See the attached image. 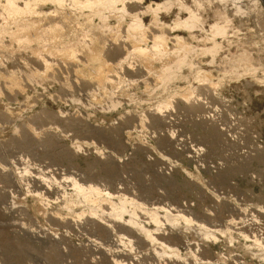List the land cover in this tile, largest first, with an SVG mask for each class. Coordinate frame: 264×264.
I'll return each mask as SVG.
<instances>
[{"label":"rangeland","instance_id":"rangeland-1","mask_svg":"<svg viewBox=\"0 0 264 264\" xmlns=\"http://www.w3.org/2000/svg\"><path fill=\"white\" fill-rule=\"evenodd\" d=\"M157 1L163 0H142L139 5L143 6ZM183 1L187 5H194V0ZM199 1L200 6L197 11L204 29L193 28L190 31L175 28L167 35L178 34L183 41L198 49L210 47L211 43L206 37L210 36L207 31L209 24L221 20V14L227 15L231 20L228 34L226 37H216V40L220 42V51L214 61L211 55L196 51L198 54L193 52L190 54L193 57L188 56L192 62L191 68L188 65L180 66L176 62L177 54L172 45L173 40L169 39L165 41L168 53L164 57L157 55L153 56L154 60L151 58L145 61L147 59H140L143 58L141 56L137 58V55L136 57L130 55L128 59L130 65L127 63L125 67L119 68L120 71L118 69L120 84H109L110 86L105 83L106 86H103L102 75L96 78V83H93L95 78L89 73L86 74L84 69L87 67L88 70L89 64L90 66L91 63L93 64V62H86L89 58L87 55L92 56L91 60L96 56H101L99 48L102 47L100 53L104 56H101V59L109 64V61L112 63L119 57L118 53L120 55L117 43L123 48H129L130 45L125 43L131 44V42L125 41V32H123L129 16L123 17L122 20L117 13L114 17L111 15L114 13H110L111 17L109 16L105 21L114 29L110 28L111 30L103 32L99 17L90 15L91 17L88 18V11L77 13L82 15L77 16L76 14L77 18L75 17V21L78 20L76 22L78 30L82 25L79 21L82 20L84 23L86 18L92 20L91 26L96 23L95 28L100 26L101 29L96 28L97 31L94 30V32L92 27L89 28L90 32L93 31L92 35L98 34L94 35V38L98 37L96 40L90 33V39L87 35L89 39L83 41L84 44L86 42L88 46L93 45L89 48L90 50L88 49L89 52L86 49L87 45L83 44L85 47H81L83 50L81 52L79 47L76 55L73 56L79 53L77 58H80L72 56V59L68 53L69 55H66L68 59H66L65 55L62 56L61 53L56 52L58 58L61 55L62 59L68 61L64 60L65 63L61 65V61L60 63L56 61L57 55L53 56L54 54L51 53L53 51L44 50L46 47H42L43 45L37 39H30L31 43L24 41L25 45L23 44V48H20L23 41L17 40V43L10 34L12 31H17L16 27L8 23L9 19H6L0 9V26L7 22L10 27L6 33L2 34L3 37L1 35L3 39L0 37L2 43L5 44L2 45L0 42V76L3 75L0 79L5 76L2 80L5 79L10 84L8 86L7 83L5 84L7 81L0 80L2 81L0 83V113H3V117L0 116L2 118H0V264H264V212H262L264 211V0H237L238 11L232 0ZM1 3H4V0H0V5ZM136 7L138 5L135 6L134 3L131 5V8ZM41 8L51 11L54 5L48 3ZM69 11L67 8L63 10L66 15ZM28 15L26 13L25 17L31 16V14ZM74 15L71 12L69 18L73 19ZM176 16L185 17L187 13L184 10L179 11L175 6L160 13V19L168 24H172ZM58 17L56 15L53 18L58 19ZM84 17L86 18L83 21ZM46 19L48 22L49 18ZM46 19L43 24L47 23ZM143 20L149 24L151 16L146 14ZM76 23L73 26L70 21L69 25L76 29ZM39 24L34 28L37 30L34 32L36 35L39 32L42 33L41 29L44 28L43 24V27ZM151 25L155 26V24ZM159 25L161 24H157L155 28L158 26L161 30L162 26ZM39 27L42 28L39 29ZM152 27L150 29H154ZM162 30H165L164 27ZM62 31L66 32V30ZM55 32L56 38L53 32L47 36L49 38L54 36V41L64 39V37L61 38L63 35L59 37L58 30ZM63 32L60 34H64ZM102 32L103 35L100 36ZM8 34L13 39L10 35L8 37ZM7 37L11 41H8ZM103 37H106V40H103ZM34 40L37 45L38 43L39 46L41 45L45 53L35 42H32ZM89 40H92L91 44L88 43ZM96 41L100 45L102 43V46H99ZM110 41L111 45H109ZM147 41L151 44L150 38ZM111 47L118 52L117 54L114 52L115 55L112 54V58L107 54L112 50ZM33 48L41 51L34 56ZM85 49L89 53L85 52L87 59L84 55ZM46 51L51 55H47ZM41 52L44 56L37 58ZM46 55L47 60L52 56L55 57L50 59V63L53 62L51 64L55 63L50 70H47V67L51 64L44 66L42 63ZM72 60L75 61L74 64L77 62V69L80 67L78 73L83 77L76 72L77 65L73 66L72 63H70L72 67L69 65ZM91 60L88 59V61ZM235 60L238 61L233 62ZM40 62L43 69L40 67ZM83 62L88 65L81 67ZM243 63L254 64L258 67L254 73L255 76L249 73L235 76L230 70L227 71L230 65H242ZM195 67L204 70L207 81H202V73L197 75L198 70ZM44 70H47L46 73ZM80 70L85 73L82 74L83 71L80 72ZM48 71H51L53 76L48 74ZM110 71L112 70L107 72L109 77L116 81L118 74L115 75L113 70L114 73H111L116 77L113 78ZM238 71L242 72L240 69ZM11 72L13 74H10ZM39 72L44 74L40 76ZM75 72L84 81L86 78L84 75H88V78L91 75V82L89 80L88 82L93 83L94 87L92 85L84 87L89 84L86 81L85 83L83 81L85 85L82 84V86V80L75 75ZM12 76L15 78L13 79ZM6 77H11L12 83H9L10 79ZM98 83L102 85H97ZM171 93L173 96H170ZM182 93L190 97L188 102L181 99ZM184 97L183 95V99ZM187 103H189V108L186 107ZM154 109L159 118L152 123L149 111ZM41 110L45 112L39 114ZM157 110L160 112L158 113ZM34 113L39 114V117L47 116L48 118L44 117L46 122L42 120L44 119L42 116L38 119V115ZM53 114H56V117ZM32 115L37 121L42 120L43 122L36 123ZM138 115L143 119L142 124ZM31 117L34 119L32 120ZM71 118H74L72 123L76 119V125L73 123V127H67L66 122ZM201 118L207 120V123L210 119V122L214 120L212 123L214 129L224 134L219 132L215 134L216 131L213 130L212 124L208 123V126ZM77 122L80 125H77ZM24 124L28 127L30 124L33 128L34 134L31 138L23 135L29 130H31L29 134L32 133V129L26 128ZM45 128L50 132L52 129L53 140H47L48 134L43 132ZM21 129L26 130L25 133ZM214 134L219 139L215 138ZM210 136L218 142L208 139ZM105 162L109 164V167L106 165L107 169L110 168L112 162L116 163H112L117 168L113 166L115 167L114 173L112 172L109 176L111 181L104 177ZM12 173L16 175V179L18 175L20 176L21 183L18 188L17 186L15 188L14 183L11 182L14 180L13 177L11 178ZM92 173H98L101 177L99 179H97L98 175L92 177L90 176ZM37 175L45 177H42L45 185L35 182L34 176ZM102 177L105 180L102 181L104 179ZM8 179L11 180L8 181ZM71 179L85 184L94 182V185H98L103 190L113 194L115 192L112 200L116 203L117 196L120 194L140 202L145 207L143 209L142 206L141 210H138L140 223L156 231L155 236L159 237V240L162 239L161 241L165 244L170 247L174 245L173 248L178 249L181 259L170 254L172 251L164 246L163 248L158 241L151 243L145 237L142 238L143 234L137 231V228L129 226V230L119 231L115 224L114 226L111 224L117 220L113 219L114 222H110L112 219L108 217L106 219L109 221L102 219L101 223L103 224L104 220V225L110 223L111 228L112 226L114 228L112 231L109 225L110 230L105 236L101 229L93 230L88 220L95 218L90 216L89 212H85L87 207L81 200L78 201L83 204L79 202L80 205L78 201H75L78 204L74 202L71 209L66 208L67 212L70 211L67 213L65 207H62L64 194L62 198L61 194L66 193L65 199L75 196L74 193L72 195L74 188H72ZM96 180H98L97 183ZM145 186H148L150 190ZM37 189L38 193H41L38 195L40 199L36 196ZM31 191L36 192L32 194ZM41 199L47 201L48 204ZM51 201L53 203H50ZM155 206L156 208L161 206V208L182 210L181 213L185 212L192 221L184 223V220L178 219L177 223L175 221V224H170L165 214L162 215L165 211L158 209L157 213L163 222L160 224L161 227L158 226L160 228L156 229L157 226L155 227L153 221L145 216V211L152 210ZM259 210H262V213ZM47 212H50V215ZM53 212L59 213L60 216L58 214L57 218L55 214L56 219H52ZM79 214L80 216H77ZM62 215L68 221L72 218L74 221H70V224L66 221L60 222L63 219ZM48 216L51 217L48 218ZM128 217L129 214L125 213L123 220H128ZM57 219L60 221L56 222ZM116 223L123 224L124 221ZM197 223L202 224L206 229L202 230L204 228ZM97 229L102 233L100 234ZM51 241L56 243L55 247ZM159 246L165 251L164 254ZM53 247L56 248V253L59 251L60 258L58 254L55 258L50 256L51 250H54Z\"/></svg>","mask_w":264,"mask_h":264},{"label":"bare ground","instance_id":"bare-ground-1","mask_svg":"<svg viewBox=\"0 0 264 264\" xmlns=\"http://www.w3.org/2000/svg\"><path fill=\"white\" fill-rule=\"evenodd\" d=\"M220 1H223V0H220ZM233 2H234V4L236 5V7H237V11L239 10V6H237V4H236V2H237V0H232ZM199 0H194V5H187L186 4V2H184L183 0H163V1H157V2H154V3H147V4H144L143 6H140L139 5V3H142V0H4V3H1V5H0V9H1V11H2V13H4L5 14V16H6V19L8 18L9 19V22L8 23H11L14 27H16V30L17 31H12V33H10L11 35H12V37L13 38H15L16 39V41L17 40H19L20 42L21 41H23V42H21L22 43V47H20V48H23V44L25 45V42L26 41H28V42H30V39L31 40H33V39H37V41L39 42V43H41V45H43L42 47H46L44 50H47V51H49V52H51V51H53V52H51V53H53L52 55L53 56H55V55H57L58 53H61V55L63 56V55H65L64 57H66V55L68 54L69 55V57L70 58H72V56L73 55H76V51L79 49V47H80V52H81V50H82V48H84L87 44H86V42H85V44H84V42L83 41H87V39H89L88 38V36L90 35V33L91 32H93L94 30L95 31H97V29H101V28H99L100 26H99V24L97 25V26H99V27H96L95 28V26H96V23H95V25L94 26H91V21H90V19H88L89 17H91V16H97V17H99L101 20V23H102V27H103V32L105 31V30H109L110 28H112L111 27V25L110 26H108V24L106 23V18H109V16H110V13H114V14H111V15H113L112 17H114V15H116L115 13H117L119 16V18H122V20H123V17H125V16H129V20H128V22H127V24H126V27H124V31L123 32H125L124 33V35H125V37L127 38H124L125 39V41L126 42H131V44L129 43V44H127V43H125L126 45H130V46H128L129 48H125V50H124V48L122 47V46H120V44L119 43H117L118 44V47H119V49H117V50H119V52H120V55H119V53L116 51V50H113L112 49V47L110 48V49H112V50H108L109 51V53L107 52V54H109L110 56L113 54V55H115V53L117 54L118 53V58L116 59V60H112L111 62L112 63H110V61H109V64H108V62H103V59H101L102 57L101 56H104V55H102V53H100L101 51V48H99L100 50H99V54H101V56L99 55V56H94L95 58H93V60H91L92 59V56L90 57L89 55H87V53L89 52L88 51V49L91 47V45H93V44H91V42H92V40H94V39H96V38H94L96 35H98V34H94V35H92V33H91V36H93V38L94 39H92V40H89V42L88 43H90L91 45L90 46H88L87 45V47L88 48H86L87 49V51H86V49H85V51H84V55L86 54L88 57H86V55H85V57H86V59L88 58V59H90L91 61H88V59L86 60V62L88 63H90V62H93V64L91 63V66H90V64H89V66H88V68L91 70V73L89 72V69L87 70V63L85 62H83L81 65V67H83L85 64V72H87L86 74H91L90 76L91 77H94L95 79V82H93V83H96V78L98 79V77L100 76V77H102V80L104 81V82H102V80H101V83L103 84V86L105 85V84H107V85H109V84H120V80H121V78H120V76H119V74H118V69L120 68L121 69V67L123 68V67H125L124 65H126L128 62L130 63V60L128 61V59H129V57H130V55H135V57H136V55H137V58H139L140 56L141 57H143V58H140V59H147V60H145V61H148V59H151L152 58V60H154L153 58H155V57H153V56H157V55H160V57H164V56H166V54L168 53L167 52V49L165 48V41L166 40H173V46H174V50H175V52H176V54H177V61L176 62H178V64L180 65V66H184V65H188V66H190L191 64H192V62H190V60L188 59V56L190 55V54H192L193 52H200V51H202L201 53L202 54H204V53H206V54H209V55H211V58H212V61H214L215 60V58H216V56H217V54H218V52L220 51V42L219 41H217L216 40V37L217 36H221V38L222 37H226L227 36V34H228V30H229V24H230V22H231V20H230V18L227 16V15H225V14H221L220 15V18H221V20H216V21H214L213 23H211V24H209V28H208V30L207 31H209V38H208V36H206L207 37V39L210 41V43H211V45H210V47H202V48H196V47H194V46H192V44H190V43H188V42H185V41H183L182 40V37L181 36H179L178 34H176V35H171V36H169V35H167V34H169L168 32H170V31H174V29L175 28H182V29H188V30H190V31H192L193 30V28H200L201 30L202 29H204L202 26V20L200 19V16H199V14H198V11H197V9H199V6H200V4H199ZM53 4L54 5V8H53V10H51V11H45V10H42V8H41V6H43V5H46V4ZM135 4V6L136 5H138V7H136V8H131V5L132 4ZM137 3V4H136ZM176 7L179 11H181V10H184L186 13H187V16H185V17H180V16H176L177 18H175L174 20H172V24H168V23H165V22H163L161 19H160V13L161 12H164V11H168L169 9H171L172 7ZM2 7V8H1ZM69 9L70 11H69V13H70V15H71V12H73V15H74V18L72 19V18H69L70 17V15H69V13H68V15H66V12H63V10L64 9ZM50 9V8H49ZM84 11H88V14H87V17L88 18H86V17H84L83 18V21H84V19H85V21H84V23H82V20H80L79 22H81L80 23V25L81 26H79V30L80 29H82V30H78V27H77V21H75L76 20V14L78 13L79 14V12H84ZM26 13H28L29 15L31 14V16H29V17H25V14ZM61 13V14H60ZM86 13V12H85ZM85 13H84V16H85ZM58 14H60V16L58 15ZM77 14V16H80V15H78ZM107 14H108V17H107ZM146 14H149L150 16H151V22L149 23V24H146L145 22H144V20H143V17H144V15H146ZM56 15H57V17H58V19H56V18H53V17H56ZM89 15V16H88ZM91 15V16H90ZM82 16V15H81ZM3 17H4V15H3ZM34 17V18H33ZM50 17H52L53 19V21L51 20V18ZM76 17V18H75ZM111 17V16H110ZM116 17V16H115ZM28 18V19H27ZM46 18H49L48 19V22H47V19ZM82 18V17H81ZM98 18V19H99ZM5 19V18H4ZM43 19V20H42ZM44 19H46V22L47 23H44L43 24V22H45L44 21ZM92 19V18H91ZM115 19V18H114ZM118 19V18H117ZM42 20V21H41ZM50 20V21H49ZM54 20H56V21H54ZM60 20H62V21H60ZM68 20L69 22H66V21ZM121 20V21H122ZM38 21H41V22H38ZM70 21H71V23H73V26H75V23H76V29H77V31H76V29L74 28V27H72V25H69V23H70ZM116 21V20H115ZM118 21H120V20H118ZM3 22V21H2ZM37 24H39V23H41V25L40 26H42V24L44 25V28L43 29H41L40 27H39V29H41L42 30V33L41 32H39L37 35L34 33L35 31H37L36 29L34 30V28L36 27L35 25H37ZM78 22V23H79ZM7 22H5L3 25H1L0 26V37H1V35L3 34V33H6L7 31H8V29H10V27H9V24H8ZM67 23H68V25H67ZM100 23V24H101ZM1 24V23H0ZM151 24H155V26L157 25V24H161V25H159L160 27H161V30H159L160 28L157 26L156 28H157V30H156V28H155V26L154 27H152L153 25H151ZM79 25V24H78ZM118 25H119V23H118ZM151 25V26H150ZM38 26V25H37ZM91 27L93 28L92 30H91V32H90V29H91ZM154 28V29H150V28ZM163 27H164V29L165 30H162L163 29ZM90 28V29H89ZM117 28V27H116ZM120 28V27H119ZM159 28V29H158ZM15 29V28H14ZM13 29V30H14ZM112 29H114V28H112ZM167 29V30H166ZM12 30V29H11ZM21 30V31H20ZM41 30H38V31H41ZM55 30H58L59 31V37H61L62 35V39H63V37H64V39L63 40H60L59 39V41H54L53 39H55L57 36H56V32H55ZM62 30H66V32H63ZM111 30V29H110ZM116 30V29H115ZM22 31H24L23 33H22ZM94 31V32H95ZM10 32V31H9ZM32 32V33H31ZM54 33L53 35L55 36V38H53V37H51V38H49L48 36H47V34H49V35H51L50 33ZM60 32L62 33H64V34H60ZM103 32H102V34L100 35V36H102L103 35ZM108 32V31H107ZM110 32V31H109ZM118 32V31H117ZM34 33V34H33ZM37 33V32H36ZM74 33V34H73ZM99 33V32H98ZM10 34H8V37H9V35ZM57 34V35H58ZM110 34V33H109ZM7 35V34H6ZM11 35H10V37H11ZM61 35V36H60ZM83 37H82V36ZM88 35V36H87ZM81 36V37H80ZM84 36H86V38H84ZM109 36V35H108ZM129 36V37H128ZM2 37H3V35H2ZM1 37V38H2ZM7 37V38H8ZM11 37V39H13ZM90 37V36H89ZM124 37V36H123ZM191 37H193L192 35H191ZM205 37V38H206ZM106 38V37H105ZM104 37H103V40L105 39ZM149 38L151 39V44H149V42L147 41V40H149ZM218 38V37H217ZM3 39V38H2ZM11 39L9 40V38H8V41H11ZM51 39V40H50ZM90 39H91V37H90ZM102 39V38H101ZM116 39V38H115ZM115 39H113V40H115ZM1 40V39H0ZM32 41V42H35V44H36V41ZM57 40H58V38H57ZM82 42H81V41ZM97 40V39H96ZM103 40H100L99 39V41H103ZM106 40V39H105ZM128 40V41H127ZM16 41H15V43H16ZM25 41V42H24ZM109 41V40H108ZM121 41V40H120ZM133 41V42H132ZM1 43L3 42L2 40L0 41ZM5 42H6V40H5ZM4 42V43H5ZM94 42V41H93ZM97 42V41H96ZM113 42V41H112ZM10 43V42H9ZM8 43V45H10L11 46V44H9ZM17 43H18V41H17ZM31 43V42H30ZM39 43H38V45L37 46H39ZM101 43V42H100ZM116 43V42H115ZM26 44H28V43H26ZM85 46H84V45ZM97 44H98V42H97ZM105 44V43H104ZM114 44V43H113ZM112 44V45H113ZM123 44V43H122ZM125 44H124V46H125ZM2 45H5V44H3L2 43ZM8 45H6V46H8ZM19 45H21V44H19ZM29 45V44H28ZM27 45V46H28ZM35 45V46H36ZM40 45V46H41ZM82 45V46H81ZM94 45H96V44H94ZM99 46H102V43H101V45L100 44H98ZM107 45V44H106ZM109 45H111V41H110V43H109ZM27 46H26V48H27ZM34 46V47H35ZM37 46H36V48H37ZM39 46V47H40ZM77 46V47H76ZM108 46V45H107ZM116 46V45H115ZM1 47V46H0ZM25 47V46H24ZM42 47H40L39 49H43ZM82 47V48H81ZM117 47V46H116ZM117 47V48H118ZM3 48H5V47H3ZM31 48V47H30ZM29 48V49H30ZM13 49V48H12ZM32 49V48H31ZM30 49V50H31ZM34 50H35V48H33ZM39 49L37 50H35V51H33L32 50V52H34L35 53V55L34 56H36V53L37 52H40L39 51ZM95 49H96V47L94 48V51H95ZM103 49H106V48H103ZM103 49H102V51H103ZM108 49H109V47H108ZM115 49V48H114ZM90 50V49H89ZM91 50H92V48H91ZM23 51V50H22ZM47 51H46V54H47ZM83 51V50H82ZM42 52H44L45 53V51H43L42 50ZM41 52V54L39 53V56L37 55V58L38 57H40L41 55H43L44 56V53H42ZM48 52V53H49ZM55 52V53H54ZM56 52H57V54H56ZM63 52H64V54H63ZM65 52H67L66 54H65ZM85 52H87V53H85ZM91 52V51H90ZM97 52V51H96ZM115 52V53H114ZM173 52V51H172ZM196 52V53H197ZM198 52V53H199ZM33 53V54H34ZM51 53H49L50 55H51ZM83 53V52H82ZM195 53V54H196ZM197 53V54H198ZM49 54H47V55H49ZM89 54V53H88ZM93 54H94V52H93ZM96 54V53H95ZM194 54V55H195ZM47 55L45 56V60H43L42 61V59L40 60V61H42V63H43V65L44 66H48L47 64H51V63H53V62H51L50 63V59H54L55 57H53L52 56V58L50 57V59L49 60H47L46 59V57H47ZM60 55V58H61V60H59L60 58H58L59 56L57 55V59L59 60H57L56 59V61L57 62H59L60 63V61H61V65H63L64 63H65V61L64 60H66V59H68L67 57H66V59H62V56ZM78 55H80L79 53H77V56ZM109 55H108V57H109ZM112 55V56H113ZM77 56H73V58H77ZM106 56V55H105ZM112 56L110 57V58H112ZM117 56V55H116ZM139 56V57H138ZM191 57H193L192 55H190ZM63 57V58H64ZM82 57V56H81ZM84 57V56H83ZM84 57V58H85ZM226 57V56H225ZM225 57H223V58H225ZM34 58H36V57H34ZM72 58V59H73ZM78 58H80V57H78ZM77 58V59H78ZM104 58V57H103ZM106 58V57H105ZM114 58V57H113ZM132 58V57H131ZM227 58V57H226ZM77 59H75V60H77ZM108 59V58H107ZM62 60L64 61V62H62ZM69 60H71V59H69ZM85 60V59H84ZM152 60H149L150 62H152ZM228 60H229V58H228ZM38 61H39V59H38ZM52 61V60H51ZM54 61V60H53ZM67 61V60H66ZM73 61V60H72ZM69 62V65L71 66V64L70 63H72V65L74 66V65H77L76 66V69L78 68V64H77V62L74 64V62L75 61H73V62ZM78 61V60H77ZM82 61H83V59H82ZM104 61H106V59L104 60ZM236 61H238V60H235V61H233V62H236ZM49 62V63H48ZM55 62V61H54ZM68 62V61H67ZM66 62V63H67ZM78 62H80V61H78ZM81 63V62H80ZM105 63H106V65H105ZM127 64V65H130V64ZM142 63H143V60H142ZM148 63V62H147ZM146 63V64H147ZM144 64V63H143ZM52 65L53 66H55V63L54 64H51L49 67H47V70H50L51 68H52ZM57 65H58V63H57ZM66 65V64H65ZM108 65V66H107ZM112 66V69H110V67ZM147 66V65H146ZM192 66H194V65H192ZM231 67L230 68H228V70L227 69H224V70H227L228 72H229V70H230V72L231 73H233V74H235V76H238V75H241V74H243V75H245L246 73L248 74H253L254 76H255V72L257 71V69H258V67H256L254 64H249V63H243L242 65L241 64H232V65H230ZM40 67H42V69H43V66H41V62H40ZM72 67V66H71ZM107 67V68H106ZM126 67H129V66H126ZM49 68V69H48ZM54 68V67H53ZM75 67H73V70H75L74 69ZM190 68H191V66H190ZM198 71H196L197 72V75H199L200 73H202V81H207L208 80V78L206 77V75L204 74V70H201V69H198L197 67H195ZM260 68V67H259ZM46 69V68H45ZM79 69H80V67H79ZM79 69H77V73H78V70ZM120 69H119V71H120ZM166 69H168V68H166ZM195 69V70H196ZM238 69H240L242 72H239L238 71ZM261 69V68H260ZM47 70H44V72L45 71H47ZM72 70V71H73ZM87 70V71H86ZM108 70H114V72H115V75L116 74H118V75H116L117 76V78L116 77H114L115 75L114 74H112V73H114V72H112V71H110V74H112V76H113V78H116L117 80L116 81H114L115 79H112L111 77H109L110 75L107 73L108 72ZM35 71H37V70H35ZM41 71V70H40ZM83 71V70H82ZM81 70H80V72H82ZM145 71H146V69H145ZM75 72V75H77V73ZM84 71L82 72V74L83 73H85ZM96 72V73H95ZM105 72V74H102V73H104ZM112 72V73H111ZM40 73V72H39ZM38 73V74H39ZM42 73L43 72H41L39 75L41 76L42 75ZM46 73V72H45ZM51 74L52 75V73H51V71L49 72L48 71V74ZM93 73H95L94 75H93ZM224 74H225V72H223ZM227 73V72H226ZM230 73V74H231ZM240 73V74H239ZM10 74H13L12 72L10 73ZM38 74H37V76H38ZM44 74V73H43ZM107 74V75H106ZM78 75H80V73H78ZM77 75V76H78ZM102 75V76H101ZM252 75V76H253ZM1 76H3V75H1ZM0 76V77H1ZM10 76V75H9ZM39 76V77H40ZM47 76V75H46ZM53 76V75H52ZM51 76V77H52ZM81 76V75H80ZM78 76L81 80H82V78L81 77H83V76ZM86 78H85V81H86V83L88 82V80L90 81V76H89V78L87 77L88 75H84ZM77 77V78H78ZM2 78H5V76L4 77H2ZM2 78L0 79V80H2ZM7 78V77H6ZM12 78L14 79L15 77H13L12 76ZM12 78L10 77H8L7 79L9 80L10 79V81H9V83L12 81ZM73 78H75V77H73ZM254 78H256V77H254ZM27 79H28V77H27ZM37 79V78H36ZM84 79V78H83ZM93 79V78H92ZM101 78H99V80H100ZM4 80L5 79H3L2 81L4 82ZM39 80H41V77H40V79ZM39 80H37V81H39ZM80 80V81H81ZM93 80V81H94ZM257 80H259L258 78H257ZM262 80V79H261ZM2 81H0V83L2 82ZM5 81H7V80H5ZM15 81V80H14ZM17 81V80H16ZM83 81L84 80H82V83H81V85L82 84H84L85 83V81H84V83H83ZM91 82V81H90ZM113 82H116V83H113ZM119 82V83H118ZM209 82H211V80H209ZM7 83V85L9 86L10 84H8V81L7 82H5V84ZM12 83V82H11ZM89 83V82H88ZM92 83V84H93ZM99 83H100V81H99ZM97 84V85H102V84ZM105 83V84H104ZM3 84V83H2ZM77 84V83H76ZM91 83H89L88 85H85L84 87H87V86H91L92 85ZM94 85V84H93ZM92 85V86H93ZM96 85V86H97ZM214 85H216V84H214ZM19 86V85H18ZM83 86V85H82ZM106 86V85H105ZM110 86V85H109ZM113 86V85H112ZM14 87V86H13ZM13 87H12V89H13ZM94 87V86H93ZM102 87V86H101ZM161 88H163V87H161ZM12 89H9L10 91L12 90ZM21 89V88H20ZM18 90H19V88H18ZM8 91V90H7ZM174 92H176V91H174ZM173 92V94H175ZM172 94V93H171ZM173 94L172 95H170V96H173ZM183 94V93H182ZM183 95L185 96L184 97V99H183ZM182 95V98H181V95H180V98L182 99V100H184V101H186V102H188L189 101V99H190V97L188 98L187 96H186V94L184 93ZM8 96V95H7ZM179 98V97H178ZM183 101V102H184ZM168 103H169V101H167ZM185 104V103H184ZM183 104V105H184ZM189 103H187L186 104V107L187 108H189V105H188ZM203 104V103H202ZM159 107H161L160 105H159ZM204 106L202 105V110L204 109L203 108ZM156 110L154 109V110H152V111H149V112H151V121H152V123H154V122H156V120H158V116H156V112H155ZM159 110H157V112H158ZM41 113H39V114H43V112H45V110H41L40 111ZM148 112V113H149ZM160 112V111H159ZM158 112V113H159ZM157 113V114H158ZM3 114V113H2ZM1 113H0V116L2 115ZM10 114V113H9ZM36 113H34V115H35ZM39 114H36V116H37V118L39 119L41 116L44 118H48L47 116H43V115H41L40 117H39ZM45 114V113H44ZM60 114V113H59ZM59 114H57L58 116H59ZM11 115V114H10ZM34 115H32V116H34ZM56 115V114H55ZM54 114H53V116H55ZM149 115V114H148ZM53 116H50L51 118L53 117ZM134 116V115H133ZM137 116V115H136ZM139 117H140V115H138ZM162 116V115H161ZM164 116V115H163ZM1 117H3V115L1 116ZM0 117V118H1ZM35 117V116H34ZM41 117V118H42ZM56 117V116H55ZM55 117H53V119L55 118ZM62 117V116H61ZM138 117V118H139ZM7 118H9V117H7ZM40 118V119H41ZM45 118L44 119H42V120H44L45 121ZM141 118V117H140ZM161 118V117H160ZM2 119V118H1ZM4 119V118H3ZM31 119H32V117H31ZM34 119V118H33ZM32 119V120H33ZM60 119V118H59ZM74 119V118H73ZM72 118L71 119H68V120H70L71 122H69L67 119V124L68 125H66L67 127H70V126H72L73 125V123L75 124V122H76V119H75V122H73L72 123V120H73ZM80 119V118H79ZM202 120H203V122L205 121V123H207V120H205L204 118H201ZM35 121H36V123H38V122H41L42 120H40V121H37L36 120V117H35V119H34ZM47 120V119H46ZM58 120V119H57ZM81 120V119H80ZM137 120V119H136ZM142 118L141 119H139V121L141 122V124H142ZM209 120V119H208ZM225 120V119H224ZM5 121L7 122V120L5 119ZM59 121V120H58ZM62 121H63V119H62ZM74 121V120H73ZM83 121V120H82ZM138 121V120H137ZM210 121H211V119H210ZM210 121H208V123L210 124H212V123H214L213 121L212 122H210ZM33 122V121H32ZM43 122V121H42ZM46 122V121H45ZM44 122V123H45ZM79 122V121H78ZM77 122V125H80V123H78ZM202 122V121H201ZM216 122V121H215ZM4 123V122H3ZM44 123H42L43 125H44ZM59 123V122H58ZM64 123H65V119H64ZM205 123H204V126H206L205 125ZM207 123V124H208ZM209 124H208V126H209ZM216 124V123H215ZM20 126H21V124H19ZM23 125V124H22ZM25 125V124H24ZM47 125H49V124H47ZM46 125V126H47ZM76 125V124H75ZM26 126V128H31V126H30V124H29V127L27 126V125H25ZM207 126V127H208ZM216 126V125H215ZM24 127V126H23ZM73 127V126H72ZM212 127H213V124H212ZM21 128H22V126H21ZM25 128V129H26ZM88 128V127H87ZM206 128V127H205ZM22 129H24V128H22ZM22 129H21V131H22ZM32 129V133L31 134H29L30 132H31V130H29V131H26V130H23L22 132H24L25 133V131H26V133L25 134H23L21 131H20V133L21 134H23V135H28V138L30 137H32L31 135L32 134H34L33 132V128H31ZM92 129V128H91ZM51 130V132H52V129H50ZM87 130V129H86ZM88 130H90L89 128H88ZM213 130H215L214 129V127H213ZM43 131V130H42ZM49 131V130H48ZM47 130H46V128H45V130L43 131L46 135L48 134V137H47V140H53V138H54V136L52 135V133L49 131L48 132ZM216 131V133L215 134H224V133H221V131H218L217 132V130H215ZM54 132V131H53ZM88 133V132H87ZM90 133V132H89ZM94 133V132H93ZM55 134V133H54ZM214 134V137L216 138L217 136ZM30 135V136H29ZM207 135H209V134H207ZM220 136V135H219ZM213 137V139L211 138V136L208 138V139H210L211 141L212 140H214L215 142H218V140L217 139H215ZM218 138V137H217ZM219 139V138H218ZM243 139V138H242ZM213 141V142H214ZM168 144V143H167ZM216 145H218V144H216ZM216 145H215V147H216ZM171 147H172V145H171ZM77 148V147H76ZM94 151V150H93ZM110 156V155H109ZM111 157H112V155H111ZM99 158V157H98ZM94 160V159H93ZM117 162V161H116ZM94 163V162H93ZM113 164L115 163V162H112ZM112 163H111V166H112V168H111V166H110V168L109 169H107V167H106V162H105V166L104 167H106V168H103V169H105V172H106V174H105V178L107 177L108 179L110 178L109 176H110V174L114 171V169H115V165H112ZM142 163V162H141ZM104 164V163H103ZM103 164H102V166H103ZM116 164V163H115ZM143 164V163H142ZM141 164V165H142ZM147 164V163H146ZM118 165V164H117ZM140 165V164H139ZM90 166V164L88 165V167ZM108 167H109V164L107 165ZM113 166H115V167H113ZM145 166V165H144ZM91 167V166H90ZM89 167V168H90ZM1 168V167H0ZM117 168V167H116ZM149 168V167H148ZM100 169H102V168H100ZM136 169V168H135ZM146 169H147V167H146ZM93 169H91V171H92ZM143 170V169H142ZM6 171V170H5ZM8 171V170H7ZM97 172V170H94V172ZM0 172H1V169H0ZM88 172V171H87ZM140 172V171H139ZM114 173V172H113ZM38 174V173H37ZM90 174V173H89ZM88 174V175H89ZM139 174V173H138ZM98 175V176H97ZM113 175V174H112ZM0 176H1V174H0ZM11 175H9V177H10ZM90 176H92V177H95V176H97V179H99V177H101L98 173L96 174V173H92V175H90ZM8 176H7V178H9ZM13 177V178H12ZM20 176L18 175L17 176V179H19V181H20V178H19ZM43 175L40 177L39 175H37V176H34V179H35V182L36 183H40V184H44L45 185V183H44V179L43 178H45V177H43ZM104 177H102V178H104ZM113 177V176H112ZM11 178L12 179H14V180H11V179H8V181L9 180H11V182H12V184L14 183V187L16 188V186H17V188L20 186L19 184L21 183V181L19 182L17 179H16V175H14L13 173H12V176H11ZM88 178V177H87ZM105 178L104 179H102V181L103 180H105ZM5 179H6V176H5ZM113 179V178H112ZM155 179V178H154ZM68 180V179H67ZM110 180V179H109ZM90 181V180H89ZM92 181V180H91ZM97 181L98 180H96L95 182L97 183ZM100 181V180H99ZM111 181V180H110ZM105 182V181H104ZM106 182H107V180H106ZM71 185H72V188H74V192H72V195H73V193H74V197L73 196H71L70 198H68V199H65V197L64 196H66L65 194L66 193H62L61 194V198H62V196H63V194H64V196H63V200H64V204L62 205V207L64 206L65 207V210H66V212H67V209L69 208V209H71V205L73 204V206H74V202L75 201H78V200H81L85 205H86V207H87V211H85L86 213L87 212H89V215L90 216H92L93 218H95V219H90V220H88V221H90L88 224H90V227L94 230L95 228H98L99 230L101 229L102 230V232H104V236H105V234L107 235V233L109 232V224L110 223H106L107 225H104V221L106 220V222L107 221H109V219H106L107 217L108 218H111L112 219V221H110V222H114L113 221V219L116 221H119V223L120 222H122V221H124V223L123 224H118V223H111V224H113V226H114V224H115V226H117V229L119 230V231H123V230H129V226L130 227H134V228H137L136 230L137 231H139L141 234H143L141 237L142 238H146V240L148 239V241H151V243H152V241H158V243H160V245H162V247L164 246V247H166L167 249H170L171 251H172V253H170V254H173V255H175L178 259H181V258H179L180 256H179V253H178V249L177 248H173V246L172 247H170L168 244H165V242H163V241H161V240H159V237H156L155 236V234H157L156 233V231H154V230H152V229H149V228H146L142 223H140V221H139V217L140 216H138V210L143 206V209L145 208L144 207V205H142L140 202H138V201H136L134 198H127V197H125V195L123 196V194H120V195H118L117 197V199H118V201H117V203L116 202H114L113 200H112V197L114 196V194H116L115 192H114V194L113 193H110V192H108V191H106V190H103V188H101V187H99L98 185H94V182H92V184L91 183H89V184H85V183H79V182H77V180H74V179H71ZM51 184H53V183H51ZM53 187H54V185H53ZM146 188H148V186H145ZM145 187H143L144 189V191H146L145 190ZM44 188V187H43ZM47 188H48V186H47ZM142 188V187H141ZM41 189H42V187H41ZM149 189V188H148ZM147 189V190H148ZM58 190V189H57ZM142 190V191H143ZM150 190V189H149ZM152 190V189H151ZM17 191V190H16ZM143 191V192H144ZM3 192V191H2ZM36 192V191H35ZM35 192L34 193H32V191H31V193L32 194H35ZM65 192V191H64ZM29 193V192H28ZM56 193V192H55ZM119 193V192H118ZM151 193V192H150ZM38 195H41V193H38V189H37V192H36V196H38ZM148 195H149V193H148ZM147 195V196H148ZM39 197V196H38ZM73 197V198H72ZM154 196H152V198H153ZM2 198H4V197H2ZM41 197H39V199H40ZM146 198V197H145ZM6 199V198H5ZM46 199V198H45ZM58 199H59V197H58ZM147 199V198H146ZM151 199V198H150ZM41 200H44V199H41ZM48 200V199H47ZM45 201V200H44ZM49 201V200H48ZM53 201V200H52ZM50 202V203H53V202ZM81 201H78V203L79 202H81ZM81 202V204H83ZM41 203H42V201H41ZM45 203H47L48 204V202L47 201H45ZM75 203H77V202H75ZM77 203V204H78ZM43 204H44V202H43ZM55 204V203H54ZM60 204V203H59ZM62 204V203H61ZM80 204V203H79ZM80 204V205H81ZM152 204V203H151ZM58 205V204H57ZM77 206V205H76ZM84 206V205H83ZM158 207V206H157ZM67 208V209H66ZM76 208V207H75ZM78 208V207H77ZM152 209V208H151ZM158 209H162V210H164L165 211V213L163 212V214L162 215H164L165 214V217H166V219L168 220V222H170V224L172 223H174L175 221H176V223H177V220L178 219H182V220H184L185 222L184 223H186V222H188V223H191V221H192V219H190L189 217H187L186 216V214H185V212H183V213H181V211L182 210H172V209H167V208H161V206L159 207V208H156V206H155V208H153L152 210H147V211H145L146 213H147V215H146V213H145V216H148L147 218H150V220L151 221H153V223H154V225H155V227H156V229L157 228H160L161 227V225L160 224H162V222H163V220H162V222H161V216H159V214L157 213V210ZM59 210V209H58ZM141 210V209H140ZM245 210V209H244ZM258 210V209H257ZM143 211V210H142ZM172 211H175V213H172ZM243 211V210H242ZM260 212L262 211V210H259ZM58 212V211H57ZM52 213V215H53V217H52V219L56 216L57 217V215L59 214V213ZM60 212H61V210H60ZM83 212V211H82ZM140 212V211H139ZM238 212V211H237ZM262 212H264V211H262ZM261 212V213H262ZM48 213V212H47ZM50 213V212H49ZM48 213V214H49ZM67 213H70V211L69 212H67ZM79 213H81V212H79ZM125 213H127V214H129V217L127 218L128 220H123V215L125 214ZM144 213V212H143ZM45 214V213H44ZM56 214V215H55ZM75 214V213H74ZM77 214V213H76ZM82 214H84V213H82ZM141 214H142V212H141ZM140 214V215H141ZM50 215V214H49ZM55 215V216H54ZM71 215H73V214H71ZM87 215V214H86ZM143 215V214H142ZM59 216H60V214H59ZM75 216V215H74ZM77 216H80V214L79 215H77ZM145 216H143L144 218H145ZM51 217V216H50ZM49 216H48V218H50ZM76 217V216H75ZM58 218V217H57ZM61 218H63V219H61V221H60V219L58 220H56V222L57 221H60V222H62V221H66V222H68L69 224H70V221H74V220H72V219H74V218H72V219H70L69 217H68V219H70V221H68L67 220V218L65 219L64 217H63V215H62V217ZM143 218V219H144ZM54 219H56V218H54ZM76 219V218H75ZM102 219H105L104 221H103V224L101 223L102 222ZM110 219V220H111ZM146 219V218H145ZM149 220V219H148ZM148 220H146V221H148ZM145 221V220H144ZM165 221V220H164ZM190 221V222H189ZM55 222V221H54ZM64 223V222H63ZM72 223V222H71ZM165 223V222H164ZM68 224V225H69ZM117 224V225H116ZM166 224V223H165ZM168 224V223H167ZM175 224V223H174ZM67 225V224H66ZM109 225V226H108ZM197 225H199L201 228H204V229H202V230H205L206 228H205V226H203L202 224H198L197 223ZM113 226H112V228H113ZM151 226H152V224H151ZM158 226H160V227H158ZM200 227H198V228H200ZM90 228V229H91ZM110 228H111V226H110ZM112 228H111V231H112ZM116 228V227H115ZM133 228V229H134ZM200 228V229H201ZM97 229V230H98ZM114 229V228H113ZM132 229V231L134 232V230ZM155 229V230H156ZM98 230V232L101 234L102 232H100ZM159 230V229H158ZM202 230H200V231H202ZM33 231V230H32ZM92 231V230H91ZM96 231V230H95ZM117 231V230H116ZM115 231V232H116ZM118 231V232H119ZM137 231H135L136 233H137ZM117 232V233H118ZM125 232V231H124ZM131 232V231H130ZM157 232H160V231H157ZM31 233V232H30ZM113 233H114V230H113ZM126 233H128V232H126ZM98 234V233H97ZM138 234V233H137ZM102 235V236H103ZM111 235V234H110ZM115 235H116V233H115ZM113 236V235H112ZM137 236V235H136ZM109 237V236H108ZM125 237V236H124ZM123 237V238H124ZM135 237V236H134ZM138 237V236H137ZM51 238V237H50ZM113 240V239H112ZM123 240V239H122ZM143 240V239H142ZM146 240H144V241H146ZM120 241V240H119ZM165 241V240H164ZM169 241V240H168ZM52 242L53 241H51V244H52ZM93 242V241H92ZM121 242V241H120ZM119 242V243H120ZM167 242V241H166ZM178 242V241H177ZM100 243V242H99ZM16 244V243H15ZM19 244V243H18ZM50 244V243H49ZM53 244H54V247H55V242H53ZM52 244V245H53ZM20 245V244H19ZM19 245H16V246H19ZM152 245V244H151ZM153 245H156V244H153ZM7 247H9L8 245H7ZM21 247V246H20ZM54 247H53V249H54ZM155 247V246H154ZM153 247V248H154ZM157 247V246H156ZM161 246H159V248H161L162 250H163V248H162ZM176 247V246H175ZM50 248H51V246H50ZM152 248V247H151ZM157 249H158V247H157ZM157 249H156V251H157ZM21 250V249H20ZM151 250V249H150ZM169 250V251H170ZM52 252H51V255L50 256H53L54 258L56 257V255L58 254V256L60 255L59 254V251L56 253V248L54 249V250H51ZM157 252H160L159 250L157 251ZM162 253L164 252L165 253V251L163 250V251H161ZM76 253V252H75ZM163 253V254H164ZM158 254V253H157ZM155 255V254H154ZM159 255H160V253H159ZM194 255V254H193ZM58 256H57V259L59 260V258H60V256H59V258H58ZM161 256V255H160ZM163 256V255H162ZM165 256V255H164ZM172 256V255H171ZM170 257V256H169ZM196 258V257H195ZM184 259V258H183ZM168 261V260H167ZM197 261V260H196ZM92 262V261H91ZM183 263L185 262V261H182ZM197 263V262H196ZM204 263H206V262H204ZM123 264V263H122Z\"/></svg>","mask_w":264,"mask_h":264}]
</instances>
